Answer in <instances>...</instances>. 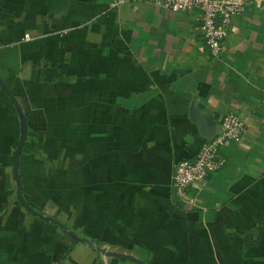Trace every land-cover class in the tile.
Here are the masks:
<instances>
[{
    "label": "crops",
    "instance_id": "1",
    "mask_svg": "<svg viewBox=\"0 0 264 264\" xmlns=\"http://www.w3.org/2000/svg\"><path fill=\"white\" fill-rule=\"evenodd\" d=\"M120 1L0 0V79L28 124L23 195L78 237L18 202L21 120L0 87V264H264V0L218 58L196 12ZM229 112L242 140L180 196L178 163Z\"/></svg>",
    "mask_w": 264,
    "mask_h": 264
},
{
    "label": "built area",
    "instance_id": "2",
    "mask_svg": "<svg viewBox=\"0 0 264 264\" xmlns=\"http://www.w3.org/2000/svg\"><path fill=\"white\" fill-rule=\"evenodd\" d=\"M125 1L150 3L171 12H196L204 43L214 58L220 57L223 52V45L234 17L259 2V0H121L120 3ZM25 38L28 39L29 35ZM245 130V122L240 114L229 112L222 121L219 133L202 145L196 159L178 163L172 183L179 195L185 196L190 188L198 190L203 188L210 176L226 165L223 148L232 143H239Z\"/></svg>",
    "mask_w": 264,
    "mask_h": 264
},
{
    "label": "water",
    "instance_id": "3",
    "mask_svg": "<svg viewBox=\"0 0 264 264\" xmlns=\"http://www.w3.org/2000/svg\"><path fill=\"white\" fill-rule=\"evenodd\" d=\"M0 87L2 89H4V91L9 95V97L13 101V103H14L16 109H17V112L19 114L20 120H21V136H20V140L18 142L16 151H15V154H14V159H13V175H14V181H15L16 187H17L16 197H17L18 202L31 215H33L35 217H38L41 220H44V221H47V222H51L53 224H56L65 233H68L70 236L74 237L75 239H78L77 235L74 232L69 231L68 228L65 225H63L62 223H60L59 221H57L56 219H54L52 217H47V216L41 214L40 212L36 211L34 208L31 207V205L24 198V195H23V185H22V180H21L20 173H19V164H20V156H21V153L23 151V148H24V146L26 144L27 137H28L27 118H26V115L24 114L21 106L19 105V103L17 102V100L15 99V97L12 95L11 91L2 82L1 79H0ZM121 257L123 259L133 261V262H135L137 264H145L140 259H138L136 257H133L131 255H121Z\"/></svg>",
    "mask_w": 264,
    "mask_h": 264
},
{
    "label": "trees",
    "instance_id": "4",
    "mask_svg": "<svg viewBox=\"0 0 264 264\" xmlns=\"http://www.w3.org/2000/svg\"><path fill=\"white\" fill-rule=\"evenodd\" d=\"M123 260H125V259H123ZM143 261H144L145 264H148V261L146 259L143 258Z\"/></svg>",
    "mask_w": 264,
    "mask_h": 264
}]
</instances>
